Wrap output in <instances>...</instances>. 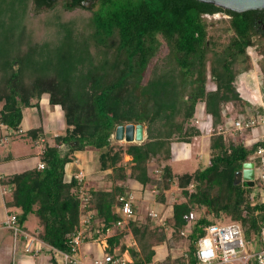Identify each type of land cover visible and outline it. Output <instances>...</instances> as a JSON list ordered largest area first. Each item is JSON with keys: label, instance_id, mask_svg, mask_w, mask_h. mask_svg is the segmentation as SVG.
Wrapping results in <instances>:
<instances>
[{"label": "trees", "instance_id": "obj_1", "mask_svg": "<svg viewBox=\"0 0 264 264\" xmlns=\"http://www.w3.org/2000/svg\"><path fill=\"white\" fill-rule=\"evenodd\" d=\"M218 15L227 19L225 41L209 34L203 19ZM162 45L165 53L159 55ZM249 50L257 57L262 87L264 10L234 13L194 0H0V126L15 133L22 110L43 95L60 108L65 124L40 154L43 169L7 179L13 189L6 208L17 211L19 227L35 217L50 264H58L52 250L70 252L72 234L86 214L92 213L89 239L121 219L117 199L130 192L126 181L147 190L162 206L163 220L132 204L127 227L106 239L107 254L126 255L131 264H196V243L216 221L239 223L247 240L259 237L264 203L253 189L260 182L234 183V175L246 162L257 164L260 142L247 146L239 135L217 133L232 109L239 118L255 110L236 92L238 77L253 69ZM203 116L213 129L206 163L173 173L172 144L201 137L205 127L194 120ZM127 124L143 126L141 143L123 146L116 140V129ZM39 133L37 128L21 137L33 142ZM86 150L96 173L109 172L96 188H87L82 207L81 184L66 179L64 169L75 152ZM172 187L181 200L167 207ZM180 241L185 249L173 257L167 247Z\"/></svg>", "mask_w": 264, "mask_h": 264}, {"label": "built area", "instance_id": "obj_2", "mask_svg": "<svg viewBox=\"0 0 264 264\" xmlns=\"http://www.w3.org/2000/svg\"><path fill=\"white\" fill-rule=\"evenodd\" d=\"M247 53L253 65L252 70L254 72H252L253 76L251 75V77L255 86L253 90H250V86L245 85L247 80L245 75L242 74L238 77L236 90L244 101L254 105L255 110L243 118L229 116L225 121V125L217 129V133L231 135V132L234 134L241 131H251L258 127L263 128L259 139L255 141L260 142V145L255 150L254 158L257 164L253 167V170L256 168L258 171L257 180H259L261 188L255 187L253 192H258L259 203H264V97L259 89L260 83L256 80L258 78L255 68L257 57L252 50H249ZM194 123L200 125L201 121L195 119ZM205 131L208 135H211L213 129L209 125L205 127ZM20 133L21 130L18 129L16 134ZM37 142L41 144L43 143V139L39 138ZM36 168L43 169V164L39 163ZM73 177L81 184L79 192L81 194L82 207H85L84 203L88 198L86 194L87 187L84 182L85 175L80 170ZM117 201V209L121 215V219L113 227L104 230V236L107 237L113 235L111 234L113 229L123 230L126 228L132 216L133 196L131 194L121 195ZM148 215L152 219L157 218V214L154 212H150ZM91 217L92 213H88L80 219L79 225L71 237L69 253L52 250L56 257H60L58 264H86L80 258L79 250L84 239L90 236L88 226ZM3 227L12 231L15 236L19 232L16 216L9 214L3 222ZM186 231L184 230L181 234L185 236L187 234ZM165 232L167 234L168 229H165ZM30 245L31 240H28L25 244V252L30 250ZM195 259L196 264H264V225L260 230L258 238L251 236L247 240L243 236L242 227L239 223L233 221L213 222L206 226L203 237L198 239L196 243ZM90 264H131V262L125 255L118 256L114 253L107 254L103 252L100 257L94 258Z\"/></svg>", "mask_w": 264, "mask_h": 264}, {"label": "crops", "instance_id": "obj_3", "mask_svg": "<svg viewBox=\"0 0 264 264\" xmlns=\"http://www.w3.org/2000/svg\"><path fill=\"white\" fill-rule=\"evenodd\" d=\"M37 128L40 129V133L38 134V137L35 141L32 142L27 138L24 139L21 137L27 131ZM19 129L21 130L20 134H16L15 132L12 135L16 136L17 138L19 137L20 139H24V141L26 140L27 142L25 141V144L29 145L32 153L27 151V145H21L20 143L18 144V142H13L14 145L11 146L12 149L5 156H3V159L0 158V232L7 231L12 235L11 237L13 241L11 248L6 245H2V249H5L0 251V264H50L49 258L51 257V254L48 252L49 248L37 238L38 231L36 227V219L33 215L28 216V219L21 227L18 226L19 232L15 234V236L12 231L3 227V222L9 214L15 215L17 212L15 210L10 211L5 206V202L9 198V195L13 189V187L7 183V179L13 174L37 167V165L40 163L39 157L44 146H52L53 138L62 135L65 130L62 112L58 106L49 105L47 102V97L43 95L39 99L37 105L22 110V119ZM8 136L10 135L6 133L5 128L0 126V144L7 140ZM39 138L43 139V143L38 144L37 141ZM191 144H183V146H190ZM180 147L181 146H177L175 149V156L173 159L175 160V163H178L181 159H184L185 154H189L188 152L183 153L184 150H180ZM92 159L93 157L91 151L86 150L75 152L73 155V160L65 166L64 172L66 179H68L70 176H74L78 171L81 170L85 175L84 182L86 187L92 189L96 188L101 182V176L105 173H108L109 171L96 173L93 169L94 165L92 164ZM123 160L129 161L130 157L124 156ZM201 164L203 165V162ZM89 168L91 169L89 170ZM104 183L105 185H109L106 182ZM87 184H89V187ZM126 185L130 190L128 194L133 196V204L134 192L132 193V191L138 190V195H140V197L147 193V190L142 189V187L136 182L126 181ZM137 204L140 205L139 203ZM155 205L157 207H154L155 209L150 210L147 212V214L150 212H154L156 214L160 213L162 206L157 203ZM158 214L157 218L159 217ZM27 226L30 227L27 228ZM111 234H114V229ZM108 237L104 236V231L102 232V230H100L95 238H85L79 250L80 258H82L86 264H90L94 258L100 257L103 252H105L106 239ZM128 238H130V236H128ZM3 239H6L5 236ZM28 240H31L30 250L25 252V244ZM52 255L58 263L57 257L53 254V252Z\"/></svg>", "mask_w": 264, "mask_h": 264}, {"label": "rangeland", "instance_id": "obj_4", "mask_svg": "<svg viewBox=\"0 0 264 264\" xmlns=\"http://www.w3.org/2000/svg\"><path fill=\"white\" fill-rule=\"evenodd\" d=\"M203 19L205 20L206 24H207V30L209 34H215V35H219L222 41H225L227 35L229 34V32L227 31V19L225 17H220V16H215V17H203ZM165 53V48L162 45L160 47V52L159 55H162ZM252 72H254L253 70L251 72H247L244 73L247 83L245 84L246 86H250V90H253L254 88V81L252 80L251 75L253 74ZM257 72V69H256ZM253 76V75H252ZM258 80V78L256 79ZM259 81V80H258ZM207 85H209V87H211V83H208ZM245 86V87H246ZM264 86V85H263ZM259 86V89H261V93L263 94L264 97V87ZM236 92L238 93V91L236 90ZM239 94V93H238ZM241 99H243L240 96ZM200 109V108H198ZM201 110V109H200ZM230 112V116L231 117H235L236 114H238L239 112L237 111V109H232ZM238 117V116H237ZM197 120L201 121L202 126L206 127L209 126V121L207 118H205V116H203L202 118H198ZM195 124V123H194ZM197 125V124H195ZM263 132V128H254L251 131H241V132H237V134H232L233 132H231V136L232 137H236L239 135V137H241L243 139V142L245 145H250L252 143H254L257 139H259V136L262 134ZM210 135H208L204 129V134L202 135V137L196 138L193 140L192 144L190 146H183V144H173L172 145V156H171V161L169 162L172 166V170L174 173L176 174H182V173H189V172H193L196 169V164L197 162L200 163H206L207 160V142H208V137ZM26 141V140H25ZM24 141V139H20L19 137L17 138L14 135H10L8 136L7 140L3 141L2 144H0V158L3 159V156H5L14 145L13 142H18V144L20 143L25 144L26 142ZM121 145L126 146L128 145V143L125 142H119ZM27 145V151L29 153H32V150L30 149L28 144ZM177 146H181L180 150H184L183 153H189V154H185L184 159H181L178 163H175L174 156H175V149ZM94 165V163H92ZM150 171H152V173L154 175H156L155 173V168H154V163H151L150 165ZM91 168H89L90 170ZM91 174V173H90ZM258 177V171L255 168L254 169V180H257ZM87 186L89 187V184H87ZM134 192V193H133ZM132 193L134 194V203L137 204L139 203V208L141 209V211L143 213H147L150 210H154V207H157L155 204L156 202L153 200V197L150 196L148 193H146L144 196L138 195L139 191L135 190L132 191ZM181 200V196L179 194V191L175 188L172 187L169 191L166 192V206L169 207V204L173 201H180ZM165 212H168V209L164 211V215L166 216L167 214H165ZM158 214V213H157ZM159 215V214H158ZM198 214L195 213L192 215V219L197 217ZM190 219L189 224L187 226H190L193 222V220ZM157 220L161 221L163 220V216L159 215V217L157 218ZM228 221V220H226ZM226 221H216V222H226ZM30 226H27V228H29ZM7 231H2L0 232V251L4 250L2 249L3 246L2 245H6L9 248L12 247V235L9 234ZM169 230L166 234L167 237H169ZM186 233H188V231H186ZM5 236L6 239H3V237ZM183 236V235H182ZM256 238V236H254ZM251 237H249L250 239ZM257 241V240H255ZM167 244V242H166ZM254 244V243H253ZM169 253L172 254L173 257H177L180 256V254L184 251L185 249V244L184 241H180L179 243L175 244L174 248L169 249V247H167ZM59 256H57V260H59Z\"/></svg>", "mask_w": 264, "mask_h": 264}, {"label": "water", "instance_id": "obj_5", "mask_svg": "<svg viewBox=\"0 0 264 264\" xmlns=\"http://www.w3.org/2000/svg\"><path fill=\"white\" fill-rule=\"evenodd\" d=\"M199 3L213 5L223 10L243 13L247 11H263L264 0H194ZM85 7H89V4H85ZM115 138L118 142H125L128 144H139L144 138L143 126L141 124H127L120 126L116 129ZM254 164L252 162H246L242 165L241 171L235 173L234 183L240 181L252 182L254 179Z\"/></svg>", "mask_w": 264, "mask_h": 264}, {"label": "flooded vegetation", "instance_id": "obj_6", "mask_svg": "<svg viewBox=\"0 0 264 264\" xmlns=\"http://www.w3.org/2000/svg\"><path fill=\"white\" fill-rule=\"evenodd\" d=\"M218 16H220V15H218ZM215 17V16H214ZM220 17H223V16H220ZM226 18V17H225Z\"/></svg>", "mask_w": 264, "mask_h": 264}]
</instances>
